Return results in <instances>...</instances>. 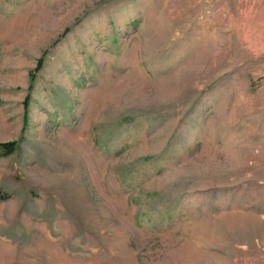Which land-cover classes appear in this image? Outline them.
I'll return each mask as SVG.
<instances>
[{"label": "rangeland", "instance_id": "rangeland-1", "mask_svg": "<svg viewBox=\"0 0 264 264\" xmlns=\"http://www.w3.org/2000/svg\"><path fill=\"white\" fill-rule=\"evenodd\" d=\"M0 264H264V0H0Z\"/></svg>", "mask_w": 264, "mask_h": 264}, {"label": "trees", "instance_id": "trees-1", "mask_svg": "<svg viewBox=\"0 0 264 264\" xmlns=\"http://www.w3.org/2000/svg\"><path fill=\"white\" fill-rule=\"evenodd\" d=\"M17 150V142L0 143V151L2 156H10Z\"/></svg>", "mask_w": 264, "mask_h": 264}]
</instances>
